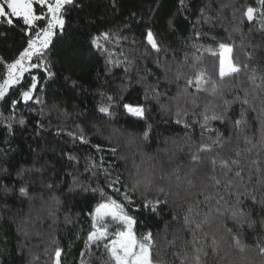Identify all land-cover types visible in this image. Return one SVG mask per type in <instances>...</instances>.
Masks as SVG:
<instances>
[{"label":"snow or ice","instance_id":"obj_1","mask_svg":"<svg viewBox=\"0 0 264 264\" xmlns=\"http://www.w3.org/2000/svg\"><path fill=\"white\" fill-rule=\"evenodd\" d=\"M257 2L260 8L248 6L243 10L241 20L230 27L222 22L223 11L231 6L230 2L221 3L215 16L209 13V6L201 8L193 25V36L186 38L190 41L191 51H185L183 59L178 58L176 50H172L171 59L168 58L170 45L155 29L154 15H149V22H143L141 18L144 27L138 39H129L123 34L125 29L131 30L130 23L115 30L96 29L89 33L88 45L103 58L104 72L111 75L114 68H122L123 80L136 71L139 74L137 82L143 88V103L124 102L126 88L123 84L118 86L116 94L98 88L95 94L100 99L96 111L111 117L114 108L122 107V114L138 123L143 122L144 129L138 134H126L121 128L113 127L105 137L109 144L114 139L117 141L116 146L108 149L113 156L119 148V137L125 135L128 146L136 149L133 157L139 156V163L133 160L135 171L130 173V185H122L124 190L121 191L116 187L119 178L108 185L122 196V201L107 196L99 187L80 185L73 177L74 187L99 194L97 203L85 213L90 219V230L80 251L79 264H93V258L98 264H254L253 251L264 264V60L259 65L254 63L256 49L261 45L246 40L241 27L245 21L252 24L258 16L264 17V0ZM84 6L85 0H0V25H20L24 39L15 58L8 61L0 57L3 73L0 76V101L9 98L10 90L12 95L19 91V98L11 100L9 116L0 113V123L4 124L8 136L14 134L17 106L32 102L42 106L37 112L41 119L35 122L36 135L54 127L56 135L66 134L72 141L78 140L80 144L91 145L100 151V145L91 144L81 124L68 128L65 120L70 116L66 110L56 104L49 107L42 95H36L37 91L42 93L45 86L38 89L39 77L32 74L33 70H39L46 81L56 77L48 58L53 39L65 34L69 13L83 11ZM116 7V0H112V8ZM157 11L150 9L153 14ZM179 11H186L185 0H179ZM135 18L136 14L132 13L130 19ZM81 23L82 27L93 29L96 22L85 16ZM218 24L226 36L212 35ZM202 25L211 27L205 30ZM167 28L175 31L173 18L167 20ZM260 31L264 33V21H261ZM237 34L241 37L239 43ZM4 35L5 32H0V36ZM205 53L213 58L210 67L205 62ZM149 59L159 75L147 66L140 69L139 61ZM25 74L30 75V81L26 80ZM64 81L72 90L83 87L71 74L65 76ZM172 86H175L174 92ZM149 102L158 105L159 111L172 123L191 129V132H186L183 138H164L158 142L155 152L146 151L153 132L148 115L151 111ZM237 104L240 112L233 118V106ZM54 112L60 121L55 125L50 119ZM250 112L257 113L260 122L259 128L251 134ZM46 118L47 125L43 122ZM216 123L220 127H216ZM18 124L26 127V120L21 117ZM93 127L99 134L100 129ZM197 127L199 139L195 135ZM221 128L228 131L227 136ZM161 154L169 161L178 155L186 157L187 163L182 161L166 167L161 162L157 177L153 162ZM61 155L69 162L79 163L80 158L71 152ZM10 164L11 161L0 166V177H13ZM98 167L91 157L86 158V172L96 176L93 169ZM50 169L54 172L55 165L46 160L41 162L37 155L30 166L21 164L15 169L12 185L0 180V208L7 210L11 198L29 203L28 212L21 209L11 218L16 225L17 251L21 255L32 236L39 235L36 231L38 222L52 218L55 223L59 209L52 210V206H59L60 199L49 195L45 200L43 195L45 190L52 193L56 188L48 176ZM150 192H155V196L150 198ZM134 193H139L142 204L135 203ZM37 199L49 206L46 216L43 210H35L32 206ZM130 206H135L133 210L137 212L142 208L157 218H162V206L169 207L171 218L155 232L148 228L138 234L137 225L147 226V223L130 214ZM70 221V216L66 215L65 223ZM173 225L177 226L174 231ZM249 233L254 234L251 243ZM50 258L52 264H61L62 249L55 247ZM39 260L38 255H33L28 264H38Z\"/></svg>","mask_w":264,"mask_h":264},{"label":"trees","instance_id":"obj_2","mask_svg":"<svg viewBox=\"0 0 264 264\" xmlns=\"http://www.w3.org/2000/svg\"><path fill=\"white\" fill-rule=\"evenodd\" d=\"M230 7L224 9L222 22L225 26L238 22L242 18V12L248 6L260 8L261 5L257 0H185L186 11H179V0H116L117 7L112 8V0H85L83 11L73 10L69 13V23L63 37H54L53 46L48 54V58L52 65V71L56 73V77L50 81L44 79V73L39 70H33V74L38 75V89L44 85V91H37L36 95H42L45 103L51 107L53 104L58 105L69 113L70 118L65 120L69 129H72L75 124H81L85 129L86 136L90 139L91 144L100 145V151H97L91 145H82L80 142L72 141L66 134L56 135L55 128L41 130L40 135L35 134V122L41 117L37 112L42 107L39 104L29 102L28 105L20 103L17 106L15 115L17 122H14V134L8 136V131L3 123H0V166H4L11 161L9 167L13 170V177H0L4 183L12 185L14 183V172L21 164L30 166L37 155L41 158V162L49 161L51 165H55V171L48 172L51 181L55 182V191L49 193L44 191V199L47 200L49 195L59 197V206H52V210H56L55 223L52 218L45 219L43 223H37L36 231L39 235H33L27 244L24 254L21 255L17 251L16 225L12 222V217L21 209L28 212L29 203L21 202L15 198L8 200V209L0 208V264H28L33 255H38L40 260L38 264H52L51 256L54 255L55 247L59 246L62 249L61 264H79L80 251L84 248V240L90 230V219L85 215L99 200V194L90 191H83L82 187L73 186V177H76L80 185L87 186L83 182V171L85 170L86 158L91 157L92 162L99 165L93 169L97 173L92 176L90 172L91 182L93 187H99L104 190L107 196L113 199L122 201V196L108 187L111 181L119 178L120 183L116 184L117 188L123 191L122 185H130V173L134 172L133 160L139 163V156L133 157L136 152L134 147L127 144V135L119 137V148L115 156L108 150L110 147L116 146L117 141L114 139L112 144H109L105 137L113 127L121 128L127 133L138 134L144 129L143 122H136L134 118L126 117L122 114L123 109L114 108L111 117L104 116L96 111V106L99 97L95 94L98 88H103L109 94H116L119 87L123 84L126 88L124 91L125 100L128 103H143V88L137 82L139 74L133 71L129 77L122 80L124 76L122 68H114L111 75L104 72V60L99 53H95L88 45V35L91 31L117 29L121 28L125 23L132 25L131 30L125 29L123 34L129 39L140 37L144 24L140 22H149V15H154L155 20L152 22L155 29L164 36L166 44L170 45L168 58L171 59L172 50H176L179 59H183L185 51H191L190 41L186 38L193 36V25L199 17L200 9L209 6V13L216 15L220 9L221 3H229ZM158 9L154 14L150 9ZM233 11H235V19H233ZM132 13L136 14L135 19H130ZM87 16L95 20V28L88 29L82 27V20ZM187 17V19H185ZM174 19L175 31H170L167 28V20ZM261 21L264 17H257V21L249 24H242V32L246 40H251L253 44L261 45L256 49L255 61L257 65L261 60H264V33L260 31ZM201 27V25H196ZM207 30L211 25H202ZM251 29V31H250ZM0 32H5L6 35L0 36V57L10 61L18 54L24 44L20 25L10 27L8 25H0ZM212 35L224 37L227 35L223 28L218 24ZM241 37L237 34L236 41L240 42ZM127 47V45H125ZM114 51H117L114 49ZM143 51V49H141ZM239 54V50H237ZM163 58V54H161ZM71 57V60H70ZM205 62L211 66L213 58L205 53ZM147 66L153 72L159 75V71L155 65L148 61H139L141 70ZM99 73V77L97 76ZM0 70V76H2ZM72 75L73 79H79L82 88L77 90L70 89L64 77ZM26 75V80L30 81V75ZM151 77L150 79H154ZM86 89V91H85ZM173 92L175 86H172ZM19 98V91L12 95V90L9 92V98L5 101H0V113L4 117L11 113V100ZM231 97H229L230 99ZM149 122L153 124V132L149 145L145 148L146 151L155 152L158 142L164 138H183L186 132H191V129H185L182 125L172 123L164 116L154 102H149ZM235 111L232 113L233 118L238 116L240 106L234 105ZM47 111V109H45ZM23 117L26 120V127H21L18 124L19 118ZM2 119V118H0ZM52 123L58 124L57 114H51ZM250 121V133L255 132L260 122L257 113L250 112L248 114ZM165 120H168L166 123ZM45 125L48 123L46 118ZM95 125L100 129V133L96 132L93 127ZM216 127H220L218 123ZM225 136L228 131L221 128ZM196 138L199 139L200 130L197 127L195 132ZM7 138V143L5 140ZM34 150V151H33ZM71 152L77 155L79 163L69 162L61 153ZM123 157V158H121ZM187 163L186 157L177 156L176 159L169 161L167 157L161 154V157L154 161L156 165V174L159 176V165L161 162L167 167L175 166L180 162ZM105 170H107L105 172ZM71 173V175H69ZM39 195V192H37ZM137 205L142 204L139 198V193L132 194ZM149 197L155 196V192L148 193ZM2 203V201H0ZM126 203V202H125ZM35 210H43L46 216L49 206L37 199L33 202ZM135 206L129 207V213L134 215L139 221H146L147 226L143 224L137 225V233L147 231L151 228L155 232L158 228L164 227V221L170 220L169 207L162 206V218H157L155 215L146 213L141 208V211H134ZM176 210V209H172ZM35 214V213H34ZM79 214V215H78ZM71 218L69 223H65V216ZM173 225V231L176 229ZM254 234H248V241L251 243ZM7 238V240H5ZM47 249V253H45ZM254 264H262V258L252 252ZM87 259V258H86ZM93 264H98V261L93 258Z\"/></svg>","mask_w":264,"mask_h":264},{"label":"rangeland","instance_id":"obj_3","mask_svg":"<svg viewBox=\"0 0 264 264\" xmlns=\"http://www.w3.org/2000/svg\"><path fill=\"white\" fill-rule=\"evenodd\" d=\"M91 181L92 180H91L90 174L84 170L83 171V182H84V184L85 185H91V187H93V184Z\"/></svg>","mask_w":264,"mask_h":264}]
</instances>
